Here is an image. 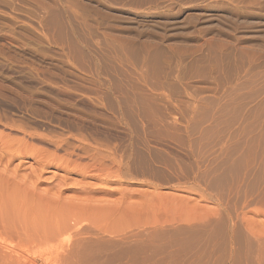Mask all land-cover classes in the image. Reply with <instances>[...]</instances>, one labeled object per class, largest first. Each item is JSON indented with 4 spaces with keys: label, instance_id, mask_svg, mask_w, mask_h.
<instances>
[{
    "label": "rangeland",
    "instance_id": "1",
    "mask_svg": "<svg viewBox=\"0 0 264 264\" xmlns=\"http://www.w3.org/2000/svg\"><path fill=\"white\" fill-rule=\"evenodd\" d=\"M0 264H264V0H0Z\"/></svg>",
    "mask_w": 264,
    "mask_h": 264
},
{
    "label": "bare ground",
    "instance_id": "2",
    "mask_svg": "<svg viewBox=\"0 0 264 264\" xmlns=\"http://www.w3.org/2000/svg\"><path fill=\"white\" fill-rule=\"evenodd\" d=\"M93 218V217H92ZM95 218H97V217H95ZM94 219V218H93ZM95 220V219H94ZM90 221V220H89ZM95 222H97V221H95ZM91 223V222H90ZM90 223H88V225H91ZM93 223V222H92ZM87 224V223H86ZM95 225V224H94ZM86 232V231H85Z\"/></svg>",
    "mask_w": 264,
    "mask_h": 264
}]
</instances>
